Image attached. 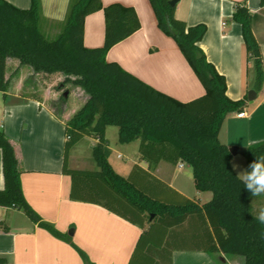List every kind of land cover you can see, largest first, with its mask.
I'll return each mask as SVG.
<instances>
[{
	"label": "crops",
	"instance_id": "crops-1",
	"mask_svg": "<svg viewBox=\"0 0 264 264\" xmlns=\"http://www.w3.org/2000/svg\"><path fill=\"white\" fill-rule=\"evenodd\" d=\"M6 1L22 10L31 7V0ZM41 2L44 17L41 28L48 38H55L63 30L71 0ZM102 3L104 7L120 4L133 8L141 24L138 32L109 51L108 62L118 64L151 88L180 103H189L206 94L175 40L159 28L150 0H102ZM244 3L252 15L253 32L264 64V7L261 0H179L175 6L177 20L185 22L188 27L206 26L207 32L199 46L207 60L226 78L227 96L232 101L247 99L246 116L239 118L240 113L229 115L219 137L230 149L235 147L238 150L264 141V86L260 91L255 90L254 63L249 58L242 27L233 21L237 5ZM105 37L104 11L89 15L85 20L84 46L102 48ZM40 75L52 74L36 73L31 67L22 66L17 59L7 61L6 78L10 85L7 92H0V130L15 149L27 202L43 219L65 235L71 236L69 233L73 232L74 242L94 264H244L242 257L207 253L213 244V234L201 214L190 215L182 225L171 229L163 247L142 248L137 253L140 238L148 231L149 225L142 229L100 205L73 201L72 178L64 174V154L66 123L77 110L49 106L50 97L56 96L49 94L48 90L39 94L41 83L36 79ZM251 91L257 92L252 103L248 98ZM81 97L85 103L88 96L82 93ZM108 130L109 127L107 139ZM108 141L113 156L115 151ZM83 143L88 145V151L78 152ZM97 144L92 137H85L77 144L70 152L69 169L99 170L93 159ZM130 145H135L137 152L127 165L126 174L116 170L111 157L109 162L125 178L130 177L136 168L134 181L154 199L172 205H182L190 199L201 206L213 199L212 193L196 190L194 174L181 172L183 163L173 165L163 161L155 169H149V164L140 158L139 140L120 143L116 150L119 158L129 154L127 147ZM237 156L232 160V167L234 163L239 165L236 173L243 170ZM177 166L179 174H176ZM192 187L195 194L190 196ZM4 189L0 150V190ZM250 206L256 216L264 207V197L260 196L255 205L250 203ZM0 263L85 264L68 242L54 237L23 212L1 206Z\"/></svg>",
	"mask_w": 264,
	"mask_h": 264
},
{
	"label": "trees",
	"instance_id": "trees-1",
	"mask_svg": "<svg viewBox=\"0 0 264 264\" xmlns=\"http://www.w3.org/2000/svg\"><path fill=\"white\" fill-rule=\"evenodd\" d=\"M172 0H150L159 28L173 38L193 69L206 94L189 103H180L151 88L118 64L107 61L117 44L141 29L133 8L120 4L104 7L102 0H71L62 32L48 38L41 28L44 21L41 0H31L27 10L0 0V92H7V61L17 59L36 73H61L66 83L80 87L88 96L84 105L66 123L64 174L72 178L73 201L100 205L144 229L138 251L161 248L171 229L190 215L201 214L212 229L209 254L242 257L244 264H264V225L252 213L253 198L232 167L230 148L220 141L227 117L241 113L247 99L232 101L227 96V80L211 64L199 44L205 25L188 27L175 18ZM264 7V0H261ZM104 11L106 37L102 48L84 46L86 18ZM233 21L242 27L243 39L256 72L255 90L264 86V64L254 35L252 15L246 3L237 5ZM119 128V143L140 141V158L155 169L161 162L187 163L193 169L199 193L210 192L213 199L204 205L186 199L182 205L163 203L142 190L133 174L125 178L111 166L107 129ZM85 137L98 141L93 150L97 171L69 169L71 150ZM5 189L0 190V206L23 212L33 223L54 237L68 242L85 264H94L73 237L58 231L27 202L15 149L0 130ZM246 169L256 157L264 156V141L239 149ZM264 197V196H262ZM2 264V263H0Z\"/></svg>",
	"mask_w": 264,
	"mask_h": 264
},
{
	"label": "rangeland",
	"instance_id": "rangeland-1",
	"mask_svg": "<svg viewBox=\"0 0 264 264\" xmlns=\"http://www.w3.org/2000/svg\"><path fill=\"white\" fill-rule=\"evenodd\" d=\"M56 38V37H55ZM55 38H50V39H55ZM10 67H13L11 65ZM12 69H10L9 72H11ZM37 82L39 81L41 83V86L38 87L39 89V94H43L45 90H48V93L52 94V96L56 97H50L51 99L47 102L49 106L54 107L55 109L57 108H62L65 106V108L68 107L70 110H79L83 106V98L81 97V94L85 93L80 87L74 86L72 83H66V77L60 73H54L51 76H45V75H40L37 77ZM69 93V96L66 98V93ZM54 98V99H53ZM109 134H108V139L110 140V145L114 149V154L111 156V162L115 166L116 170L119 173H127L125 172L127 170V165L130 163L132 159H134L136 150H135V145H130L128 146V153L125 156H121L119 158L118 153L116 152L118 146H120L119 140H118V133L119 130L117 127H109ZM79 151H88V145L86 143H83L79 147ZM134 155V156H133ZM88 158L89 156H81ZM92 157V156H91ZM238 160L241 161L243 170L246 168L245 166V158L242 155L237 156ZM183 174H191L193 176V169L190 165L187 163H183ZM89 169V168H88ZM176 174H179V168L178 166L176 167ZM190 196H193L195 194V191L192 187V189L189 192ZM260 197H253V200L250 202L251 205H255V200ZM257 215V214H256Z\"/></svg>",
	"mask_w": 264,
	"mask_h": 264
},
{
	"label": "clouds",
	"instance_id": "clouds-1",
	"mask_svg": "<svg viewBox=\"0 0 264 264\" xmlns=\"http://www.w3.org/2000/svg\"><path fill=\"white\" fill-rule=\"evenodd\" d=\"M238 168L239 165L234 163L233 169ZM237 177L253 197L264 196V156L256 157L248 164L247 169L238 171ZM254 219L264 225V207L260 208Z\"/></svg>",
	"mask_w": 264,
	"mask_h": 264
},
{
	"label": "water",
	"instance_id": "water-1",
	"mask_svg": "<svg viewBox=\"0 0 264 264\" xmlns=\"http://www.w3.org/2000/svg\"><path fill=\"white\" fill-rule=\"evenodd\" d=\"M179 0H172L171 2H170V5L172 6V7H175L176 6V4H177V2H178ZM66 98L69 96V93L67 92L66 93ZM248 98H249V101L252 103L256 98H257V92L256 91H251L250 93H249V95H248ZM230 153L233 155V156H237L238 154H239V150H238V148H231L230 149ZM71 236L73 235V232H70L69 233Z\"/></svg>",
	"mask_w": 264,
	"mask_h": 264
},
{
	"label": "built area",
	"instance_id": "built-area-1",
	"mask_svg": "<svg viewBox=\"0 0 264 264\" xmlns=\"http://www.w3.org/2000/svg\"><path fill=\"white\" fill-rule=\"evenodd\" d=\"M246 116V112L244 111V112H242V113H240V114H238V117L239 118H243V117H245Z\"/></svg>",
	"mask_w": 264,
	"mask_h": 264
}]
</instances>
